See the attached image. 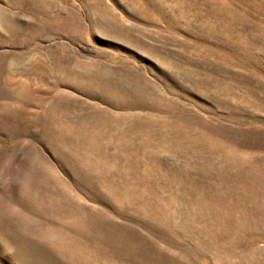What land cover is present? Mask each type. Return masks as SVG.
Masks as SVG:
<instances>
[{
	"label": "rangeland",
	"instance_id": "1",
	"mask_svg": "<svg viewBox=\"0 0 264 264\" xmlns=\"http://www.w3.org/2000/svg\"><path fill=\"white\" fill-rule=\"evenodd\" d=\"M260 170L264 0H0V264L264 256Z\"/></svg>",
	"mask_w": 264,
	"mask_h": 264
},
{
	"label": "bare ground",
	"instance_id": "2",
	"mask_svg": "<svg viewBox=\"0 0 264 264\" xmlns=\"http://www.w3.org/2000/svg\"><path fill=\"white\" fill-rule=\"evenodd\" d=\"M262 176H264V170H260L259 172L254 174L252 176V180L249 183H247L246 192H249V193L253 194L252 196H255L256 198H260L259 200L263 199L262 201L264 202V177L262 178ZM243 212L250 213V214L252 213V212H247V210H245V208H244ZM254 213L256 214V216L258 218H260V219L264 218V210H258L257 212L254 211ZM204 228H206V226L202 227V229H204ZM226 230L224 229V231H226ZM215 231H217V230H215ZM199 233L200 234H198V236L196 237L197 238L196 242L198 244V247L196 245H194V247L192 248L194 250L190 251V253L192 255L198 254L199 248L204 247L205 244L211 242V238L214 239V237L216 238L217 235H219L218 233H217V235L215 234V236L209 235V234L207 235L206 230H202ZM222 236L224 237V234ZM222 236H219V237H222ZM119 239H120V237H119ZM237 242H238V244H240L239 243L240 241L237 240ZM231 245L232 246H237L236 243H233ZM222 247H223L224 253L226 255H228V244L225 245V246L222 245ZM150 252L153 253L154 249L151 248V251H148V255H150ZM237 255L238 256L236 258L238 259L237 260L238 264H264V256H263V254L258 253V251H256V250H245V249H243V250L239 251V253ZM213 257H214V255H213ZM214 259H216V258L214 257ZM223 261H225L223 264H228L229 260L227 259V257H223L221 262H223ZM215 264H219V262H216Z\"/></svg>",
	"mask_w": 264,
	"mask_h": 264
}]
</instances>
